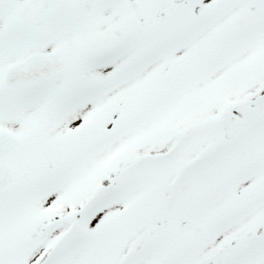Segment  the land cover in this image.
<instances>
[{
    "label": "snow or ice",
    "instance_id": "6c2138e0",
    "mask_svg": "<svg viewBox=\"0 0 264 264\" xmlns=\"http://www.w3.org/2000/svg\"><path fill=\"white\" fill-rule=\"evenodd\" d=\"M0 264H264V0H0Z\"/></svg>",
    "mask_w": 264,
    "mask_h": 264
}]
</instances>
